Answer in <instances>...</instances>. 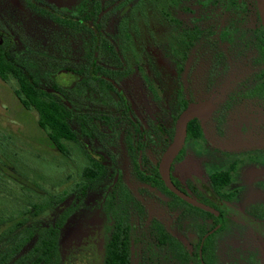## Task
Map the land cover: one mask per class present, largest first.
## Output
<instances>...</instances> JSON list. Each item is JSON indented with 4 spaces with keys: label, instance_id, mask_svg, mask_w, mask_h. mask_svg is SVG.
<instances>
[{
    "label": "rangeland",
    "instance_id": "374dc122",
    "mask_svg": "<svg viewBox=\"0 0 264 264\" xmlns=\"http://www.w3.org/2000/svg\"><path fill=\"white\" fill-rule=\"evenodd\" d=\"M196 2V0H0V40L9 38L6 34L8 33L29 41V47H37L38 53L44 54L45 57L42 58H46V61L50 60L52 65L60 62L56 64L52 77L49 75L47 78L52 79L66 91L72 89L83 94L88 90L86 86H81L82 77H85L82 72L86 74V67H89L86 62L87 55L97 44L96 39H100L96 30L98 25L87 23L83 17L85 14H93L94 9L99 10L97 15H100L102 30L114 37L112 48L115 49L113 54L103 57L105 68L102 72L111 75L114 81L129 73V78L122 80L121 87L134 106L130 109L131 113L133 112L132 121L135 126L133 127L131 121L125 120L124 114L119 111L104 109L97 97L91 99L92 96H96L91 90V94H87L89 100L78 98L81 111L74 123L75 126L85 123L92 131L84 142L96 151L87 148V153L83 143L78 144L73 140L63 141L65 151L52 149L43 142L44 131L37 126L36 110L25 111L12 93L11 84L15 80L6 83L0 78V215L28 208L30 203L40 202L65 188L71 190L72 187H77V182L84 178L83 171L90 165V160H99L108 166L113 155H116L117 164L123 170L120 171L119 178L124 177L126 182L137 187L135 178L130 174L131 163L126 152L127 142L131 145L137 137L134 129L141 128L140 130L144 132L147 138L144 153L150 161L157 163L172 141L179 108L183 110L184 103L190 105L191 102L196 103L199 100V55L192 53L184 62L183 54L186 48L178 40L186 31L194 29L195 24L199 22V11L194 4ZM166 12L171 16L166 15ZM171 17L178 22H170ZM105 38L103 36L102 39ZM98 46L101 49L102 45ZM104 48L102 47V50ZM119 49L123 50L122 56L117 52ZM98 57L102 58V52ZM81 62L84 68L78 69L81 72L75 70L68 73L62 71L60 67L63 65L69 68L71 63ZM100 80L99 78L90 80L91 85H102L107 98L109 95L107 85L103 82L101 84ZM179 86L182 87V92L177 96ZM57 96L59 97V94ZM183 96L186 97L185 100ZM92 102L95 104L93 107ZM131 113L129 112V116ZM175 166V174L183 181L186 179L195 181L200 175L206 179L207 174H204L199 166V138H193L189 131L184 148L173 163V168ZM111 173L116 179L117 171L111 170ZM134 187L131 189L136 194ZM87 192L86 198L78 205V210L70 215L68 227L72 233L84 235L85 230L91 228L94 223L99 225V220L90 215L100 211V199L102 200L107 193V187L102 189L96 185ZM76 196L75 188V193L66 198L75 204ZM115 196L117 197L112 208L117 209L121 204V195L116 192ZM195 199L214 210L217 209L203 198ZM144 204L146 213L141 211L136 200L135 209L131 206L125 211L132 226L129 230L133 240H141L153 222L155 224L157 221L170 220L175 224L177 219V224H181L182 230L174 234L178 235L183 250L192 259L183 264H199L198 255L191 256V253L193 251L198 253L199 237L216 225L215 223H221L217 218L218 210L202 211L170 194L168 197L144 196ZM244 204L245 202L241 201L236 207L244 208ZM227 206L230 210L236 209L230 207V204ZM55 209L39 216L40 222L37 223L44 225L53 223L60 207L57 206ZM237 213H239L237 216L230 218L225 215L223 227L205 238L203 247L206 264H264L263 231H256L258 227L254 228L256 230L244 228L243 226H250L254 221L244 216L242 211ZM80 237L79 235L77 239ZM93 238L95 236L91 237ZM91 239L85 240L86 243L89 242L85 246L91 249L90 255L86 248L81 247L82 244L73 246L75 243L72 242L73 247L66 254L63 264L94 263V256L99 254L96 251L98 244ZM31 246L32 244L28 245L25 250ZM89 256L91 258H88ZM170 256L168 254L167 257ZM163 263L180 264L169 262L166 256ZM134 264H137V260Z\"/></svg>",
    "mask_w": 264,
    "mask_h": 264
},
{
    "label": "flooded vegetation",
    "instance_id": "af4514ba",
    "mask_svg": "<svg viewBox=\"0 0 264 264\" xmlns=\"http://www.w3.org/2000/svg\"><path fill=\"white\" fill-rule=\"evenodd\" d=\"M196 1L194 4L199 11V22L195 24V28H199V50L188 51L186 49L183 60L185 62L192 53L199 55V100L197 102L206 104L210 111H207V115L204 114L203 117L193 118L191 122L194 120L195 123L199 122L197 124L199 125V166L207 175L206 179L200 175L195 181L191 179L183 181L177 177L175 174L176 166L173 168V163L178 159L184 147L174 159L170 175L175 186L192 199L203 198L217 207L215 211L218 210L220 216L214 215L221 223H215L216 225L205 234L203 233L197 241V244H199L198 263L206 264L204 262L203 247L205 238L223 227L225 215L230 218L237 216L239 214L237 212L242 211L244 216L254 221L250 226L243 227L251 230H256L254 228L258 227L259 229L256 231L262 230L264 234V25L257 0ZM97 14L92 18H88L87 21L91 25H98L96 30L97 36L100 38L96 39L97 44L87 55L86 62L89 67H86V74L82 72L85 80H88V82L83 83L88 90L86 94H78L71 89L69 91L71 98L74 104L78 98L89 100L87 94H91V90H93L96 96H92L91 99L97 97L98 102L104 109L109 110L111 108L124 114V119L131 121L133 127H135L132 121L134 119L133 112L131 113L132 110L130 109H133L134 106L121 87L122 80L129 78V73L123 74L120 79L114 81L111 75L102 72L105 68L103 57L105 55L109 56L115 51L112 48L114 37L103 32L101 18ZM166 15L169 16L170 13L166 12ZM169 21L177 20L171 17ZM97 28H99V31ZM6 34L11 37L10 34ZM103 36L106 37L104 40L102 39ZM188 38L191 37L186 36V34H182V37L178 38L185 48L184 41ZM1 41H5V39ZM98 44L102 45L101 49ZM102 47H105L104 50H102ZM101 52L102 58H99L98 54ZM117 52L119 56L123 55L122 49ZM183 60H181V64ZM59 63L57 61L55 64ZM79 63H71L69 68L63 65L60 67H62V71L72 73L83 67L82 62ZM92 65H94L93 68H91ZM181 67L182 65H180ZM98 78L101 79V84L103 82L107 85L109 94L107 98L102 85H91V81ZM180 90L182 92L181 86L177 89V96L180 95ZM185 98L183 99L185 100ZM94 105L92 102V107ZM188 106L186 103L183 110H180L181 107L179 108L175 126L177 118ZM76 111L75 108L74 112ZM129 112L131 116H129ZM189 124L190 122L188 123V131ZM83 125L86 127L87 132H84L83 136L79 133L78 137L86 149H92L91 145L88 146L84 142V139L92 131L85 123ZM140 129H134L137 137L133 144L129 145L128 142L126 144L127 156L131 163L130 174L135 178L137 187L126 182L124 177L119 178L120 171L123 172V170L117 164L116 155L112 154L114 157L111 158L112 160H110L108 166L102 162L108 175L107 190L117 184V192L121 195L120 203L125 211L131 206L135 209L134 202L136 200L141 211L146 213L144 196L147 195H164L168 197L170 194L188 203L169 189L161 177L159 167L164 153L157 163H153L145 155L147 138ZM92 150L96 151L95 148ZM183 157L184 154L182 159ZM111 170L117 171L118 176L116 179L113 178ZM218 176L223 179L218 180ZM131 187L136 189V194ZM241 201H244L245 204L244 208L239 209L236 204ZM229 204L230 207L236 209L230 210L227 206ZM133 211L135 212V210ZM177 222L176 219L175 224L170 220L162 223L170 234H174V232L177 233L182 230L181 224H177ZM88 243L82 244L81 247L86 248L85 250L90 255L91 249H89V246H85ZM95 244L97 243L95 242ZM168 244L166 243V246ZM181 246L183 245L181 244ZM184 253L186 254L185 251ZM191 254V256H196L194 251ZM98 256L100 255L94 256V263L92 264L100 263ZM189 261H192V259L189 258Z\"/></svg>",
    "mask_w": 264,
    "mask_h": 264
},
{
    "label": "trees",
    "instance_id": "16d2710c",
    "mask_svg": "<svg viewBox=\"0 0 264 264\" xmlns=\"http://www.w3.org/2000/svg\"><path fill=\"white\" fill-rule=\"evenodd\" d=\"M98 12L99 10H94L92 15L85 14L83 18L87 22L88 18L96 16ZM97 29L99 31V28ZM186 36L191 37L184 41L186 49L198 51L199 28L186 31ZM29 45V41L16 36L0 42V78L6 83L14 79L11 84L12 93L21 107L25 111L36 110L37 126L44 131L42 138L44 144L52 149L65 151L64 140H73L81 144L78 134L81 133L83 136L84 132H87L83 123L78 124L79 126H75L74 123L81 111L79 101L77 99L75 101L77 104H74L68 90L62 89L52 79L47 78L54 74L56 64L52 65L50 60L46 61V58H42L45 57L44 54L38 53L37 47L31 48ZM93 67L94 65L91 66ZM82 78L81 85L88 82ZM184 105L186 106V103ZM194 121L191 122V126L189 124V132L192 137L199 138V126ZM84 150L88 153L86 148ZM83 176V180L77 182V187H72L71 190L65 188L40 202L30 203L28 208L0 215V264H63L71 247L86 243L85 240H90L92 236L95 238L91 240L98 244L97 251L100 255L98 264H134L135 260L137 264H164L165 256L171 263L189 262V255L184 253L178 236L170 234L162 222L157 221L155 224L153 222L141 240H133L129 230L132 226L127 220V213L122 204L121 208L120 206L117 209L112 208L117 197L115 196L117 184L107 190L102 200L100 199V211L90 215L99 220V225L94 223L91 228L85 230L84 235L72 233L68 227L70 215L78 210V205L88 194L87 191L96 185L102 189L107 186L108 175L99 160H90V165L84 169ZM217 178L223 179L219 176ZM75 188L77 196L75 204H72L66 197L75 193ZM57 206L60 209L53 223L48 225L37 223L40 222L39 216ZM31 221L33 222L29 224ZM79 235L81 239H77ZM72 242L75 245L71 246ZM166 243H169L168 246ZM30 244L31 248L25 250ZM22 251L24 254H21ZM168 254H171L170 258L167 257ZM195 255L197 256V252Z\"/></svg>",
    "mask_w": 264,
    "mask_h": 264
},
{
    "label": "water",
    "instance_id": "95a60500",
    "mask_svg": "<svg viewBox=\"0 0 264 264\" xmlns=\"http://www.w3.org/2000/svg\"><path fill=\"white\" fill-rule=\"evenodd\" d=\"M259 6V12L264 25V0H257ZM207 111H210L209 107L206 104L192 103L190 104L177 118L175 132L173 135L172 142L164 152L161 162H160V174L169 189H171L176 195L187 201L188 203L197 206L201 209L216 212L214 209L209 207L208 205L201 203L192 199L189 195L181 191L179 188L175 186V184L171 180L170 169L171 165L179 154V152L184 147L187 131H188V123L193 118L203 117L204 114L207 115ZM219 215V214H218ZM220 216V215H219ZM212 231V230H211Z\"/></svg>",
    "mask_w": 264,
    "mask_h": 264
}]
</instances>
